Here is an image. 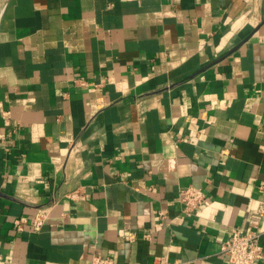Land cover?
<instances>
[{
	"label": "crops",
	"instance_id": "0c3cea01",
	"mask_svg": "<svg viewBox=\"0 0 264 264\" xmlns=\"http://www.w3.org/2000/svg\"><path fill=\"white\" fill-rule=\"evenodd\" d=\"M263 204L264 0H0V264H228Z\"/></svg>",
	"mask_w": 264,
	"mask_h": 264
},
{
	"label": "built area",
	"instance_id": "2783aa9c",
	"mask_svg": "<svg viewBox=\"0 0 264 264\" xmlns=\"http://www.w3.org/2000/svg\"><path fill=\"white\" fill-rule=\"evenodd\" d=\"M77 81L86 85V81L82 78ZM68 197L72 200H80L85 198V194L81 189H74L68 193ZM179 202L183 207V212L188 215L198 214L207 203V194L201 187L188 186L180 190ZM264 213V204L259 208ZM160 223L166 224L167 212L160 210ZM49 217L48 209H40L33 216H20L14 221V225L18 232H22L25 226L31 224L33 231H38L46 223ZM133 238L134 235L131 234ZM221 252L224 254L228 264H264V247L261 241V233L256 231H243L240 228H234L232 233L227 236L221 245ZM91 264H114V260L110 256L95 254ZM154 264H185L181 261H170L168 256H158Z\"/></svg>",
	"mask_w": 264,
	"mask_h": 264
}]
</instances>
